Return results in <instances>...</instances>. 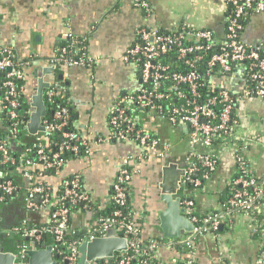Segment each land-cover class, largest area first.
I'll list each match as a JSON object with an SVG mask.
<instances>
[{
    "label": "crops",
    "instance_id": "crops-1",
    "mask_svg": "<svg viewBox=\"0 0 264 264\" xmlns=\"http://www.w3.org/2000/svg\"><path fill=\"white\" fill-rule=\"evenodd\" d=\"M148 1L149 12L136 7L133 0H0V44L10 46L14 58L23 67V92L30 99V107L39 79L48 87L60 80L68 104L76 111L74 123L90 145L91 155L68 160L59 175L48 181L56 186L64 177L81 176L89 201L72 213L71 228L85 233L96 225L97 211L109 205L112 177L127 161L130 170L135 171L129 181V211L142 240L162 239L155 253L159 264L177 263L184 254L192 264H264V199L258 209V219L248 213H235L224 231L200 236L191 254L178 251L170 239L162 237L156 179L161 165L181 164L183 160L186 142L179 128L152 114L139 116L145 130L174 147L165 160H138L135 142L110 139V111L118 102L131 105V93L139 84L135 65L124 59L139 28L170 29L184 24L189 28L212 30L217 39H222L224 33L226 0ZM244 21L242 41L257 46L264 55V10L251 13ZM68 36L86 43L92 64L60 69L50 66L53 54ZM59 74L62 79L58 78ZM236 116L234 139L217 146L216 169L204 180L202 189L191 194L198 215L219 209L225 188L236 173L238 153L246 158L253 176L264 186V99L239 97ZM166 127L177 131V142H171ZM14 205L16 212H12L15 213L12 220H8L11 215L6 216L4 210L0 214V223L9 221L0 232V250L15 253L19 264L18 249L22 245L27 247L28 242L13 231L15 223L27 221L46 226L49 217L45 209L27 210L23 200L5 209ZM49 244L51 241L44 245ZM53 259L60 264L58 257L53 255ZM25 262L28 264L27 258Z\"/></svg>",
    "mask_w": 264,
    "mask_h": 264
},
{
    "label": "built area",
    "instance_id": "built-area-1",
    "mask_svg": "<svg viewBox=\"0 0 264 264\" xmlns=\"http://www.w3.org/2000/svg\"><path fill=\"white\" fill-rule=\"evenodd\" d=\"M226 2L230 5L231 12L224 24L222 39H215L209 29L189 27L186 29L187 26L184 24L176 25L175 28L178 30L173 35L164 34L157 27L139 28L136 40L124 55L126 61L131 60L135 65L139 84L131 93V105L118 102L108 116V124L112 129L110 139L135 142L138 160L145 158L165 160L171 156L174 147L142 128L139 119L141 113H137L155 115L159 120L181 130L182 138L186 142V151L181 164L177 163L184 169V176L180 180L179 198L183 214L192 222L193 230L180 238L170 240L172 245L187 249L188 254H191L200 236L217 230L223 222L228 224L235 213L254 211L257 203L264 199V186L254 179L251 168L247 167L246 158L240 153L235 157L236 175L229 183L233 186L239 185L241 189L233 190L226 202L220 204L218 210L196 214L194 199L187 195L185 189L187 184H191L193 190L202 189L204 180L218 164L217 146L234 139L233 125L230 122L235 100L239 97L264 99V55L257 46L246 44L241 38L243 20L251 13L263 11L264 0ZM133 3L145 12L151 9L148 0H133ZM66 39L70 43L58 46L50 60L52 68L82 66L94 62L87 55L86 44L82 40L74 36H68ZM76 44L81 46L77 49V54L73 55L72 47ZM200 65H203L205 70L200 71ZM0 74L3 75V81L0 83V111L6 110L9 117L16 118L18 116L16 108L19 105L17 97L19 90L23 89L19 82L24 81L25 73L21 63L14 58L12 48L1 44ZM215 76H221L220 79L225 78L227 82L229 81L235 87L231 91L238 92V95L231 94L227 90L230 88L207 93L203 89L204 80ZM53 85L56 83L45 90L46 97L52 96ZM1 87L4 90H1ZM67 118V108L57 109L51 121L42 118L44 131L34 136L61 130L66 125ZM14 133L13 129L8 139ZM61 136L63 142L51 153L44 152L42 142L37 137L34 145L35 160L26 152L18 159L15 158L8 151L7 141L0 139V163L9 165L38 163L42 170H53L58 173L64 165L62 152L68 150L78 153L82 148V157L91 155L89 142L84 135L64 131ZM215 141L220 143H213ZM133 173L135 171L130 170L127 161H124L110 182V200L115 208L107 216L98 215L96 225L88 228L79 241L65 240L69 214L67 203H81L84 206L89 201L87 192L80 187L79 174L61 181L60 204L53 208L48 207L47 187L41 184L27 185L26 209L29 211L47 209L49 223L40 227H30L23 223L14 226L13 231L22 237L31 238L36 244L42 233H51L53 241L49 245L55 254L61 255L59 261L78 264L80 242L84 238L104 236L108 229L113 228L126 240L127 249L120 251L117 256L98 258L85 264H133V262L151 264L161 243L156 239L142 240L138 225L132 213L127 210L130 194L128 183ZM22 176L26 181L33 179V174L27 171L23 172ZM15 189L11 181L0 182V201L4 199V194H11ZM66 200L68 202H65ZM25 248V245H22L19 249L20 264H26L23 253ZM183 264H192L191 259Z\"/></svg>",
    "mask_w": 264,
    "mask_h": 264
},
{
    "label": "trees",
    "instance_id": "trees-1",
    "mask_svg": "<svg viewBox=\"0 0 264 264\" xmlns=\"http://www.w3.org/2000/svg\"><path fill=\"white\" fill-rule=\"evenodd\" d=\"M230 12H231V7L226 2V10H225V14H224V17H225L224 24L226 23V20L229 17ZM242 24L244 26V24H245L244 20H243ZM185 28L189 29L188 27H185ZM159 30L164 34L173 35V34H175L176 30H178V29L173 27L170 29L159 28ZM213 36H214V34H213ZM215 39H217V38H215ZM69 43H70V41L66 39L60 45H68ZM83 43L86 44L85 42H83ZM80 46H81L80 44L74 45L72 47L71 54L76 55L77 49ZM199 68H200V71L205 70V67L203 65H200ZM219 77H221V76H215V78L205 79L203 89L205 91H207V93H212V92L215 93L219 89H227V88L231 87L230 86L231 84L229 81L225 82L226 81L225 78L220 79ZM2 81H3V75L0 74V83ZM23 84H24V81L19 82L20 86H23ZM61 86H62V83L59 80L56 82V85L52 86L53 87L52 96L46 97V95L44 94V103H45V107H46V115L44 116V118H46L48 121L52 120L53 113L57 109H59L61 107H65L68 110L67 123L59 131L54 130L50 133H40L39 136L28 135V133L26 131V124L29 120L31 107H30V99H29V97H26L24 95L23 89L19 90L18 97H17V99L19 101V105L16 108V112L18 114V116L16 118L9 117L6 110L0 111V139L7 141L8 151L15 158L18 159V157L23 152H26V153H28V155L30 156V158L32 160H35L36 147L34 145L36 143L35 141H36L37 137H39L40 138L39 140L42 142V145H43L42 148H43L44 152L45 153H51L53 151H56L58 148V145L61 142H63L64 139L61 136L62 132L68 131V132H73L75 134L80 132L78 129V126L74 123L75 118H76V111L73 108H71L70 105L68 104L66 94H65V92L62 91ZM1 90H4V88L1 87ZM227 90L231 94H234L235 96L238 95V92L233 93L231 91L232 88L227 89ZM233 106L234 107H233L232 117H231V122H230L231 125H234L237 123V116H236V110H237V106H238V100L237 99L235 100ZM136 112H139V111H136ZM140 113L143 114V112H139L137 114H140ZM129 114L131 115V112H129ZM141 127L143 128L142 125H141ZM13 129L15 130V133L13 136H11L8 139V136L10 135V133ZM71 143H74V142H71ZM213 143L217 144L220 142L215 141ZM62 155L64 157V164H65L68 160L81 158L83 155V149L80 148L78 153H73V152L67 150L65 152H62ZM247 167H250L248 163H247ZM25 171L33 174V179L31 181H28V180L26 181L25 178H23L22 174ZM59 173L60 172L55 173L53 170H47V171L42 170L40 164H38V163H35L33 165H25L22 163L21 164L16 163L15 165H9V164H1L0 163V182L11 181L12 184L16 187V189L13 193L4 194V199L0 201V214L3 212V210L5 208L9 207V205L14 203V202H17L20 200H23L25 202V198L27 196L26 188H27V185H29V184L30 185L41 184V185H44L45 187H47L46 191H47V196H48V207L53 208L54 206H59L60 196L62 194L61 182L58 185L53 186L48 181L51 178L54 180L55 176H58ZM235 175L236 174H234L231 177V179ZM249 176H246V177H249ZM70 177L71 176H67V177H64L63 179L70 178ZM253 177L255 180L258 181V179L255 176H253ZM230 180H229V182H230ZM229 182H228L227 188H225V195H224V198H222L220 204H224L226 202V200L229 198V196L231 195V192L233 190L241 189V187L239 185L233 186ZM128 186H129V183H128ZM80 187L83 190L82 179L80 181ZM185 189L187 190V195H190L192 197L191 194L193 193V186L191 184H187L185 186ZM262 201H259L257 203L258 204L257 208L254 211L249 212L248 214H250L251 216H254L256 219H258L257 213H258V209H259V206L262 203ZM65 202H68V201L66 200ZM67 206L69 207V214H68V231L65 234V240H69V241L70 240H78L79 241L83 238L84 233L83 232L77 233L74 228H71V217H72L73 212H75L78 209L83 208V204H81V203H76V204L67 203ZM127 207H128V205H127ZM114 208H115V205L110 200L109 205L105 209L97 211V215L107 216V215H109V213ZM127 210H129V207ZM46 212H48L47 209H46ZM10 215H11V217L13 215L15 216V213H11ZM14 216H13V218H14ZM23 223H24V225L30 226V227L36 226V225L32 224L31 222H27V221L22 222V223H20L18 221L15 224L21 225ZM226 224L227 223L223 222L221 227H219V228H217V230H214L211 232L216 233L219 231H224ZM36 227H39V226H36ZM2 231H3V228H2L1 223H0V232H2ZM23 239H26V238L23 237ZM29 239H31V238H29ZM154 239H156L158 242H162L161 238L156 237ZM48 241H53V235L49 232H44L41 234L40 240L37 241V244L39 246H43ZM62 247H63V245H62ZM176 249L182 253L187 252V249L183 248L182 246H176ZM114 255L115 256L119 255V252H115ZM58 258L60 259L61 255H59ZM188 259L190 260V258L185 256V254H184V258L182 257V259H180L177 262V264H183ZM60 264H65V263H64V261H61ZM133 264H138V263L133 262ZM151 264H159V261L156 259V256L153 258V260H151Z\"/></svg>",
    "mask_w": 264,
    "mask_h": 264
},
{
    "label": "water",
    "instance_id": "water-1",
    "mask_svg": "<svg viewBox=\"0 0 264 264\" xmlns=\"http://www.w3.org/2000/svg\"><path fill=\"white\" fill-rule=\"evenodd\" d=\"M58 78L62 79V74H59ZM230 86L229 88H235ZM46 87L48 84L39 79L36 92L31 98L32 112L26 124L29 134L34 135L44 131L41 120L46 115L43 90ZM159 175V178L156 179L158 200L161 202V208L158 211L159 228L163 238H180L193 230L192 222L184 216V210L180 205L179 188L180 180L184 176V169L175 162H168L160 166ZM26 241L28 246H25L23 253L28 259V264H57L53 255L56 257L58 255L54 254L50 245L39 246L29 238H26ZM125 249H127L126 240L120 237L113 228H110L104 236L92 239L84 238L80 242L78 264H85L98 258H110L115 252ZM0 264H18L17 255L0 250Z\"/></svg>",
    "mask_w": 264,
    "mask_h": 264
},
{
    "label": "rangeland",
    "instance_id": "rangeland-1",
    "mask_svg": "<svg viewBox=\"0 0 264 264\" xmlns=\"http://www.w3.org/2000/svg\"><path fill=\"white\" fill-rule=\"evenodd\" d=\"M166 130H167V132L170 134V140H171V142L173 143V142H177V140H178V137H176V133H177V131L176 130H174V129H171L170 127H166ZM176 132V133H175ZM176 137V138H175ZM15 208H16V205H14V207L13 208H10V209H4V212H5V215L6 216H9L13 211L14 212H16L15 211ZM19 208L20 207H18V210H19ZM10 212V213H9ZM14 216V215H13ZM13 216L11 217V218H9L8 220L10 221V220H12L13 219ZM1 221V226H3V225H6L9 221Z\"/></svg>",
    "mask_w": 264,
    "mask_h": 264
},
{
    "label": "flooded vegetation",
    "instance_id": "flooded-vegetation-1",
    "mask_svg": "<svg viewBox=\"0 0 264 264\" xmlns=\"http://www.w3.org/2000/svg\"><path fill=\"white\" fill-rule=\"evenodd\" d=\"M154 177H155V176H154ZM154 177H152V179H151V180H153V178H154ZM153 181H154V180H153ZM154 196H155V194H154Z\"/></svg>",
    "mask_w": 264,
    "mask_h": 264
}]
</instances>
